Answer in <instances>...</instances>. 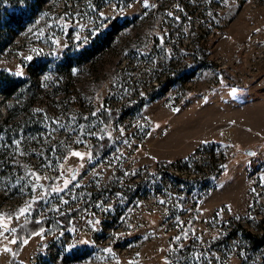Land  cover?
Wrapping results in <instances>:
<instances>
[{
  "label": "rangeland",
  "instance_id": "1",
  "mask_svg": "<svg viewBox=\"0 0 264 264\" xmlns=\"http://www.w3.org/2000/svg\"><path fill=\"white\" fill-rule=\"evenodd\" d=\"M0 233V264H264V0H0Z\"/></svg>",
  "mask_w": 264,
  "mask_h": 264
},
{
  "label": "trees",
  "instance_id": "2",
  "mask_svg": "<svg viewBox=\"0 0 264 264\" xmlns=\"http://www.w3.org/2000/svg\"><path fill=\"white\" fill-rule=\"evenodd\" d=\"M187 21L190 22V19H188ZM192 29L194 31L195 28L192 27ZM195 33H196V35H198L197 32H195ZM196 44H197L196 55H195L194 59L191 61L190 65H188L186 67L187 71H184L183 68H178L174 71V73L171 76L167 77L164 81H161L160 83L166 84L170 80L172 81L178 77L186 76V75L190 74V72H193V70L197 67H200L203 65H208L211 63V61L207 58V54L209 51V47L207 46V44H204L202 41L199 40V38L196 40ZM178 47H179V49L182 47L181 42L178 44ZM4 78H7V76L5 75ZM158 88H159V86H153L147 93L143 94L142 97H140V99H138L132 103H129L124 107L102 108V109L97 111V115L103 124L110 125V124L118 123L124 114H126L132 108H134L135 106L140 104L142 102V100H144V99L147 100L149 97L153 96L156 93V91L158 90ZM110 145H111V143H110L109 137H105V136L100 137L96 143H94L92 146H90L89 153L91 156H97V155L101 154L102 152H104L105 150H107L110 147ZM70 149L71 148L68 145H60L59 146L60 152L64 155L67 154ZM163 163L164 162H161V164H163ZM58 172H59V167L56 168L55 173L53 175V178L51 180H54L57 177ZM107 190L109 191V190H111V188H108ZM41 203H42V200H38V201H36L35 206L33 205L35 207L33 209L35 217L39 216L38 207H39V205H41ZM181 203H185V200L181 199ZM82 208L83 207H78L74 210H70V211H67L65 213L53 216V217H45V218L41 219L39 222L32 221V222L26 223L22 226V229L19 233V237L20 236L21 237H27L28 235H30V234L38 231L39 229H41L43 226H50L51 232L57 228L70 227L71 219L73 217L77 216L82 211ZM181 236L183 237V233H181ZM186 249H187V247H186ZM178 254L181 255L180 252Z\"/></svg>",
  "mask_w": 264,
  "mask_h": 264
},
{
  "label": "snow or ice",
  "instance_id": "3",
  "mask_svg": "<svg viewBox=\"0 0 264 264\" xmlns=\"http://www.w3.org/2000/svg\"><path fill=\"white\" fill-rule=\"evenodd\" d=\"M146 6H147V4H146ZM27 59L30 60L31 57H28ZM235 93H236V89H233V90H232V94L235 95ZM17 143H18V142H17ZM72 154L75 155V156H78V157L83 158V156H82L81 153L74 152V153H72ZM33 175H35V173H33ZM36 179L39 180L40 177L37 176ZM75 179H76V177H75V175H73V176H72V180H75ZM68 183H69V181H65V187H67ZM55 191H61V189H55ZM25 212H26V209H21V210H20V213H21V214H24ZM5 230L7 231V229H5ZM11 231H15V229H12ZM0 234H2V233H0ZM175 239H176V240H179L180 237H179V236H178V237H175ZM11 242H12V243H15L16 241H15V240H12ZM24 243H27V241H24ZM5 251H9V249L5 248ZM106 251H107V250H106Z\"/></svg>",
  "mask_w": 264,
  "mask_h": 264
},
{
  "label": "water",
  "instance_id": "4",
  "mask_svg": "<svg viewBox=\"0 0 264 264\" xmlns=\"http://www.w3.org/2000/svg\"><path fill=\"white\" fill-rule=\"evenodd\" d=\"M247 152H248V153H252V151H251V150H247Z\"/></svg>",
  "mask_w": 264,
  "mask_h": 264
}]
</instances>
